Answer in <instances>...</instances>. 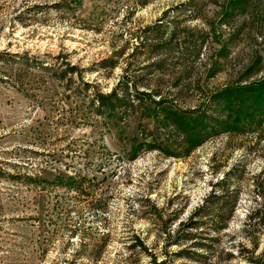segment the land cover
<instances>
[{
  "label": "rangeland",
  "instance_id": "rangeland-1",
  "mask_svg": "<svg viewBox=\"0 0 264 264\" xmlns=\"http://www.w3.org/2000/svg\"><path fill=\"white\" fill-rule=\"evenodd\" d=\"M221 1L0 0V53L21 55L0 58V264H264V118L190 149L136 101L159 86L165 107L214 117L211 92L264 80V0L229 18ZM114 88L124 102L97 114ZM32 174L42 187L10 178ZM213 186L197 227L217 210L225 229L176 256Z\"/></svg>",
  "mask_w": 264,
  "mask_h": 264
},
{
  "label": "trees",
  "instance_id": "trees-1",
  "mask_svg": "<svg viewBox=\"0 0 264 264\" xmlns=\"http://www.w3.org/2000/svg\"><path fill=\"white\" fill-rule=\"evenodd\" d=\"M221 2H227L226 6L224 7L222 16L229 18V16L234 14V11L235 13L241 12L239 2H252V0H222ZM228 10L231 11L230 14L228 13ZM221 49L223 50L224 48ZM193 51L194 48L192 47L191 53H193ZM3 54L9 58L11 63H15L14 61H19L18 59L21 58V55L19 54L7 53H0V58ZM22 63V65L26 67V69H30L35 65H40L39 67H41L42 70H45V66L43 65V63H41L34 57H24ZM251 65L252 64H249L243 69V75L240 74L242 76L239 77L240 82H244L247 77L246 74L250 75L249 73H251V70L249 69L251 68ZM67 70L72 71L73 69L68 68ZM217 70L218 69L211 66L204 69L205 74L210 76L214 75ZM158 87L151 88L148 91L138 92L136 94L137 103H143V100L147 98L148 104L153 108L152 111L154 116H156L157 113L162 117L171 116V123L176 127L177 131L181 132L180 134H182V136L184 137V141L186 142V144H188L190 149L197 146L204 138L208 137L209 135H217L219 133H232L237 131V129H245V127H247L245 126V123L256 119L260 121L262 118H264V102H262V100H264L263 79L249 83L247 85L241 84L237 89L226 86L221 90L211 92L208 98H211L212 100L217 99L215 100V112L217 109L216 106L219 105L220 109L222 110L220 112L221 114L214 116L215 118L213 116H206L205 113H198V115L195 114L194 117L188 118V116H186L183 112L181 113L173 111L170 108L165 107L166 100L165 98H163V94L159 92ZM182 89L183 88H180L179 91H182ZM135 92L137 91L135 90ZM94 97V102L97 104V106L95 107V111L99 115L111 112L114 107L119 106V104H121L125 100L123 94H118L115 88L110 90L106 94L96 93ZM229 112H231L230 115ZM188 121L192 122L191 125L190 123H188ZM188 125L190 127H188ZM190 132L192 134H190ZM16 166L17 165L15 164L9 165L10 168H16ZM262 175H264V173H262ZM5 176H7V174H4V172H0V179L4 178ZM10 178L15 183L17 182L24 185L42 187L40 178L37 174H32L31 176H23L22 178H19L18 176H10ZM222 180L224 179L221 178V181ZM220 184L221 182H218L217 186ZM260 189L261 182L256 180L255 191L258 195L263 197ZM222 198H224V192L217 190L216 187L213 186V190H211L207 198L203 200L201 206L197 209L198 211L195 214L193 213V215L190 216L184 224L177 225L178 233H183V231H185V233L183 234L184 238H182L181 241L185 242L188 240L190 242V246H184L180 248L178 252H176V256L183 257L192 254L187 248L194 247L195 241L193 240L196 233L205 236L210 241H214L221 233V231L225 229L223 217L222 215H217V210H215L216 215H214L215 217L211 219V222L208 224V228L205 230L206 232H202L203 230L197 227L199 223H201V219L203 218V216L199 215L200 211L207 212L210 200H218ZM256 216V211L248 214L249 219L257 218ZM205 217H207V219L211 218L212 214L208 213ZM174 244L178 245L179 242H174ZM245 260H247V262L249 263L251 262L250 258H246Z\"/></svg>",
  "mask_w": 264,
  "mask_h": 264
}]
</instances>
